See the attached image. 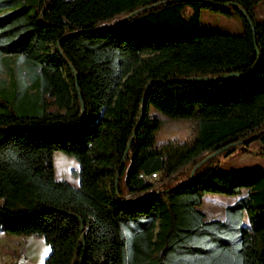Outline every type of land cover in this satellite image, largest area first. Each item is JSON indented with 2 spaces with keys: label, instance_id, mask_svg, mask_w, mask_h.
Segmentation results:
<instances>
[{
  "label": "trees",
  "instance_id": "16d2710c",
  "mask_svg": "<svg viewBox=\"0 0 264 264\" xmlns=\"http://www.w3.org/2000/svg\"><path fill=\"white\" fill-rule=\"evenodd\" d=\"M258 1L0 0L1 230L44 238L41 264H264V166L220 158L264 155ZM202 9L243 31H201ZM151 105L197 117L191 143L157 149ZM56 150L79 161L78 185L55 176ZM187 163L175 186L148 178ZM243 188L223 218L198 207Z\"/></svg>",
  "mask_w": 264,
  "mask_h": 264
},
{
  "label": "rangeland",
  "instance_id": "374dc122",
  "mask_svg": "<svg viewBox=\"0 0 264 264\" xmlns=\"http://www.w3.org/2000/svg\"><path fill=\"white\" fill-rule=\"evenodd\" d=\"M2 7L3 12H7L14 8V4L9 2ZM253 9L258 19H264V0L258 1L253 6ZM113 22L114 19H107L102 24H112ZM200 29L201 31L241 33L243 25L240 16L236 13L224 15L219 12L202 9L200 14ZM13 58L14 56H11V63L15 64ZM17 73L19 72L17 71ZM8 75H10L9 71L1 61L0 77ZM149 114L157 116L160 119V126L156 130L155 147L163 150L165 153L170 154L174 150L185 147L191 143L197 134V117H173L163 113L153 105L150 107ZM259 144V140H252L249 143L253 147ZM220 158L223 159V167L251 164L264 166V155L251 152H241L238 150L227 157L220 155ZM203 159L204 157L200 161H203ZM54 167L57 178H65L74 185L79 184V176L75 174V171L79 169V161L74 156L66 154L61 150H56L54 152ZM191 169V164L187 163L184 168L176 171L173 177H167L164 173H159L155 186L158 188L175 186L187 179ZM246 192V188H243L237 194L207 192L202 196V203L198 207L204 211L206 219L223 218L225 206L234 202ZM0 227H2L1 219ZM50 249V245L42 237L34 235H6L0 228V264H41L50 252Z\"/></svg>",
  "mask_w": 264,
  "mask_h": 264
},
{
  "label": "water",
  "instance_id": "95a60500",
  "mask_svg": "<svg viewBox=\"0 0 264 264\" xmlns=\"http://www.w3.org/2000/svg\"><path fill=\"white\" fill-rule=\"evenodd\" d=\"M150 82H151V81H149V83L147 84L146 91H147V89H148L149 86H150ZM146 91H145V93H144V95H143L142 110H141V114H140V117H139V119H138V122H137V124H136V126H135V130L139 127L140 122H141V120H142V118H143V112H144V109H145V103H146ZM214 152H215V151H212L211 154H213ZM123 165H124V160H122L121 163H120V167H119V169H118V171H117V175L120 173L121 168H122ZM82 224H83V222H82Z\"/></svg>",
  "mask_w": 264,
  "mask_h": 264
},
{
  "label": "built area",
  "instance_id": "2783aa9c",
  "mask_svg": "<svg viewBox=\"0 0 264 264\" xmlns=\"http://www.w3.org/2000/svg\"><path fill=\"white\" fill-rule=\"evenodd\" d=\"M149 179H157L159 178V173L157 171H153L151 174L148 175Z\"/></svg>",
  "mask_w": 264,
  "mask_h": 264
}]
</instances>
